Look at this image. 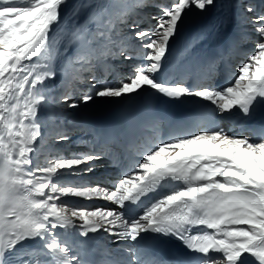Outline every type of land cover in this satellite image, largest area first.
I'll return each instance as SVG.
<instances>
[{"label": "snow or ice", "instance_id": "1", "mask_svg": "<svg viewBox=\"0 0 264 264\" xmlns=\"http://www.w3.org/2000/svg\"><path fill=\"white\" fill-rule=\"evenodd\" d=\"M193 12L204 18L181 34ZM187 98L212 122L170 123L141 150L163 103ZM96 99L121 104L97 114ZM261 105L264 0H0V264H264V130L222 126ZM95 161L116 171L106 185L83 182Z\"/></svg>", "mask_w": 264, "mask_h": 264}, {"label": "bare ground", "instance_id": "2", "mask_svg": "<svg viewBox=\"0 0 264 264\" xmlns=\"http://www.w3.org/2000/svg\"><path fill=\"white\" fill-rule=\"evenodd\" d=\"M224 3H227V0H224ZM204 16L203 14H197V13H190L187 17H185V24L181 27V34H183L184 31H186L188 28H190L194 23L198 22L199 20L203 19ZM247 47L246 46H242L240 50H238L237 52H234L231 57L228 60V64L233 66L232 71H235V66H238L239 63L242 61V59L244 58L245 53L247 52ZM220 69L223 72H227L225 70V66H221ZM219 79H222V77H220ZM219 84V83H218ZM204 102V101H203ZM207 104V102H204ZM121 104V101H117L114 99H96L93 103H91L88 106V111L90 112H94L97 114H102L108 110H113L115 111L118 106ZM235 116H238L239 113H234ZM262 117V116H261ZM231 121H223L222 122V126L230 133L233 135H241L236 129H235V123ZM246 121H250L254 124H262L260 117H255L253 120H246ZM146 129L147 130H152L150 125H146ZM243 135V134H242ZM163 138L159 137L158 132L155 133V135L151 136L149 139H147V141H145V143L147 144H152L154 142H158ZM65 148H68L69 151H71L70 146L65 145ZM72 150H76L75 146H72ZM142 150V147H141ZM61 155L65 154L63 152L60 153ZM47 157H48V153L46 151H43L39 154V159L40 162L46 163L47 161ZM96 167L94 172L92 173H88L86 176L89 175H98V178L101 180V182L103 184H107V182L111 179H113L116 175V171L109 169L106 165L105 162L103 161H95L93 162ZM62 183L64 184H68L69 182H77V178H73V177H62ZM84 183H86V181H83ZM63 203L64 204H71L74 206L79 207H85L88 210H93L94 207L96 206H100V207H111V205L107 202L104 201L102 199H87V198H74V197H64L63 198ZM33 245L31 243L25 242V247H32Z\"/></svg>", "mask_w": 264, "mask_h": 264}, {"label": "rangeland", "instance_id": "3", "mask_svg": "<svg viewBox=\"0 0 264 264\" xmlns=\"http://www.w3.org/2000/svg\"><path fill=\"white\" fill-rule=\"evenodd\" d=\"M94 177L97 178V176L92 175L91 178H90L89 180H90V181L93 180Z\"/></svg>", "mask_w": 264, "mask_h": 264}]
</instances>
